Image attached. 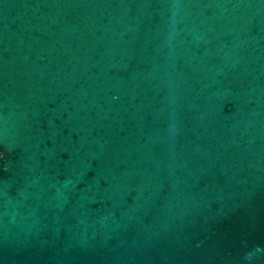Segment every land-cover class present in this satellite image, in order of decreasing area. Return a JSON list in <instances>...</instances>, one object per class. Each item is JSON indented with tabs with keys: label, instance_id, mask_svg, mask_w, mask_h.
<instances>
[{
	"label": "water",
	"instance_id": "obj_1",
	"mask_svg": "<svg viewBox=\"0 0 264 264\" xmlns=\"http://www.w3.org/2000/svg\"><path fill=\"white\" fill-rule=\"evenodd\" d=\"M0 264H264V0H0Z\"/></svg>",
	"mask_w": 264,
	"mask_h": 264
}]
</instances>
